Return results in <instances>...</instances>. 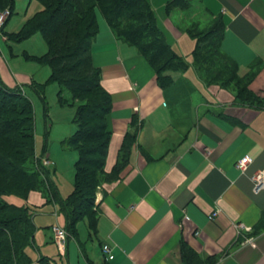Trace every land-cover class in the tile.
<instances>
[{
	"label": "crops",
	"instance_id": "0c3cea01",
	"mask_svg": "<svg viewBox=\"0 0 264 264\" xmlns=\"http://www.w3.org/2000/svg\"><path fill=\"white\" fill-rule=\"evenodd\" d=\"M147 1L166 43L188 67L170 73V86H159L138 49L117 38L95 13L92 62L111 98L106 172L125 135L134 134V142L119 180L95 193V231L82 222L86 239L67 237L63 256L34 244L28 249L31 264H42L41 257L49 264H264V188L254 192L250 180L264 170V107L239 104L234 92L197 72L192 57L196 40L184 26L190 19L207 28L221 20L220 52L264 103V69L257 76L253 72L264 63V0H188L187 11H166L168 0ZM180 39L186 40L191 61L185 59L190 51L176 47ZM0 79L22 91L35 83L12 71L1 56ZM246 154L253 160L241 172L235 163ZM3 199L32 208L47 204L37 191L26 200ZM31 212L34 219L38 213ZM54 215L56 224L64 226L62 214ZM103 243L111 248V260L101 254Z\"/></svg>",
	"mask_w": 264,
	"mask_h": 264
},
{
	"label": "trees",
	"instance_id": "16d2710c",
	"mask_svg": "<svg viewBox=\"0 0 264 264\" xmlns=\"http://www.w3.org/2000/svg\"><path fill=\"white\" fill-rule=\"evenodd\" d=\"M37 1L41 9L25 20L18 33L8 36L19 41L35 32L42 35L46 52L37 61L49 66V81L59 85L60 101L71 102L75 108V131L65 144L77 150L78 159L74 165L73 189L61 199L50 179L44 183L39 171L30 168L35 157L31 101L20 87L11 88L0 79V264H31L27 249L34 245L35 232L33 208L8 203L4 196L26 200L30 192H39L45 203H58L68 237H77L79 222H84L89 232L95 231V193L106 184L116 183L128 165L134 134L125 135L111 170L104 169L110 139L106 117L111 98L100 84V69L93 64L90 51L98 29L96 9L117 38L138 49L153 69L159 86H170L173 82L170 73L183 72L188 67L166 43L147 0ZM13 7L14 0H0V9L9 8L12 14ZM188 7V0H168L165 4L166 11ZM223 28V22L218 20L200 34L189 29L196 40L192 52L196 70L208 83L234 92L239 104L262 109L264 103L245 84L234 80L237 68L219 50ZM200 41L208 43L205 49L200 48ZM213 57L222 65L213 62ZM42 87L35 83L31 86L44 99ZM63 90L69 94L68 100L62 98ZM260 227H264L263 223ZM40 262L49 264L45 257Z\"/></svg>",
	"mask_w": 264,
	"mask_h": 264
},
{
	"label": "rangeland",
	"instance_id": "374dc122",
	"mask_svg": "<svg viewBox=\"0 0 264 264\" xmlns=\"http://www.w3.org/2000/svg\"><path fill=\"white\" fill-rule=\"evenodd\" d=\"M188 8L177 9L187 11ZM40 9L41 5L37 0H14L12 14L9 8L0 9L1 11L8 10L11 14L3 28L4 31H2L6 34L0 33V56L6 61L8 67L12 71L31 76L35 84L43 86L44 99H41L30 86H23V92L31 101L34 112L35 157L33 158V163L30 168L39 171L40 177L44 183L45 180L49 178L56 186L59 198L64 199L73 189L75 174L74 165L78 159L77 150L65 144V141L72 137L75 131V123L73 121L75 108L71 102L67 101L66 103H62L60 101L58 95L60 91L59 85L54 81H49V66L37 61V58L42 57L46 52V45L40 32H35L29 37L19 41L15 40V36H8L11 33H18L25 23V20ZM95 12H99V10L96 9ZM199 25L200 24H198L195 19L194 21L193 19L186 20L184 23L185 27L194 30L197 32L196 34H200V32L207 28V25L203 27ZM3 35H7V37L12 40L3 39ZM207 44L206 41H200L199 46L201 49H205ZM178 45L180 48L190 51L185 59L191 61V50H188L186 40H178L176 47ZM216 57H213V62L216 61V63H218L219 61ZM219 64L222 65V62H219ZM263 69L264 63L259 64V66L253 70L254 75H259ZM256 76L253 77L251 81H253ZM233 77L234 80L238 82L242 81L241 78L238 77L237 72ZM61 96L64 100H68L69 98V94L65 90H63ZM45 158L50 162L49 165L43 164ZM33 211L38 213L33 219L35 225L34 244L38 247L41 245L43 248L47 246L46 248L49 249V253H52L53 248L54 252L52 255L58 257L56 244L50 242V238L52 239L53 236L52 227L56 225L54 213L59 212L58 203L53 204L50 202L41 207L33 208ZM77 234L80 235L82 239H86L87 234L84 223L81 222L77 225ZM28 249L31 250V247Z\"/></svg>",
	"mask_w": 264,
	"mask_h": 264
},
{
	"label": "built area",
	"instance_id": "2783aa9c",
	"mask_svg": "<svg viewBox=\"0 0 264 264\" xmlns=\"http://www.w3.org/2000/svg\"><path fill=\"white\" fill-rule=\"evenodd\" d=\"M10 15L11 14L8 10H2V11L0 10V33L2 32L3 27L8 21ZM46 159L47 158L44 159L43 164L49 165L50 162L48 161V159L47 160ZM252 160H253L252 157L246 154L241 158H239V160H237V162L235 163V167L239 171L244 172L248 168V166L252 163ZM250 180L252 181L254 192H259L261 189L264 188V170L261 169L256 171L254 174L251 175ZM216 214L217 211H214L209 216V218L210 219L214 218ZM52 231L54 236L53 240L54 243L56 244L58 253L59 255L63 256L65 254V249H66V240L68 237L67 232L63 226H60L58 224L52 227ZM100 250L105 260H111L113 258L111 248L107 243L101 244Z\"/></svg>",
	"mask_w": 264,
	"mask_h": 264
}]
</instances>
